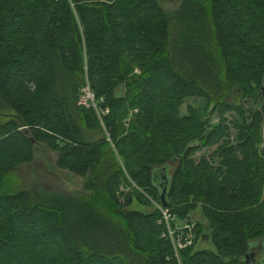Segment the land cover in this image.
Wrapping results in <instances>:
<instances>
[{"label":"trees","instance_id":"1","mask_svg":"<svg viewBox=\"0 0 264 264\" xmlns=\"http://www.w3.org/2000/svg\"><path fill=\"white\" fill-rule=\"evenodd\" d=\"M83 88L104 115L79 105ZM263 92L264 0H180L175 11L0 0V264H250L264 244V109L234 98ZM187 99L237 115L238 144L226 118L210 130L196 109L183 116ZM98 130L107 138L91 141ZM39 151L53 164L4 189ZM70 177L83 192L52 184ZM144 200L191 225L192 246L175 250L158 210H130ZM199 208L208 228L193 220ZM206 229L216 252L195 251Z\"/></svg>","mask_w":264,"mask_h":264},{"label":"rangeland","instance_id":"2","mask_svg":"<svg viewBox=\"0 0 264 264\" xmlns=\"http://www.w3.org/2000/svg\"><path fill=\"white\" fill-rule=\"evenodd\" d=\"M161 4L167 11H175L180 5V0H161ZM138 72L139 71L136 70L135 74H138ZM88 90H89L88 88H83L81 92V96L85 104L88 101V98H87V94L89 92ZM94 101L95 100L93 101L90 100L88 102V107H91ZM234 102L242 107H245L247 112H261L264 109V92H263V95L252 98V99H243L241 96H236L234 98ZM189 108H193L198 111V114L200 115L202 121L206 123L208 127H210V130H212L214 127L218 126L219 124H221V121L223 120L222 118H226L227 123H225V125L230 128V133H229L230 137L228 140L233 142L235 145L238 144L237 143L238 131L234 129V123L236 122V119L238 118L237 115L228 113L222 116V114L224 113L220 112V110L217 109L215 106L208 105V103L203 99L185 100L181 107V112L183 116L188 115ZM102 138H107L106 132H102L98 130L97 132L91 135V141L93 142L99 141ZM262 138L264 139V128L262 129ZM222 146L223 144L221 143L218 146L208 147L204 149L202 152L196 154L195 160L200 161L201 159H204V158L210 159L215 154V152ZM261 148H264V145H262ZM47 156L48 155L45 152L39 151V153L36 155V163H34V166L31 165L28 168L26 167L24 169H21L18 171V173H15L13 176L8 177L3 184L4 189L8 191L12 189H17L16 187H21V184L26 183L28 181L36 182L37 175H34V174H38L39 172L45 171L46 165L50 166L53 164L52 156L51 155H49L48 157ZM216 164L218 165L219 162H217ZM170 167L172 168V170L170 168L167 169L168 177H171L173 175L174 170H176V168L178 167V163L173 161ZM50 180L53 182V179H49L48 181L50 182ZM52 184L56 186L60 192H63V193H71V192L80 193L84 191L85 182L84 180H77L74 177H70L67 179V181L58 180V181L53 182ZM125 187L126 186H123L121 190L122 191L124 190L126 193L133 192V191H137L140 193L142 192V190L137 188L136 186H133L132 188L131 187L125 188ZM143 202L139 203L135 201L133 206L130 208V210L140 211L144 214H152L156 210L162 213L163 210H166V209H162L156 202L151 201V204L149 205L145 203L146 200H144ZM193 220L194 222H200L202 225H204L205 228H208V222L203 217L201 208H199L198 211L193 215ZM175 223H176V226H184L183 222H180L176 219H175ZM210 234H211V231L206 229L205 234H204L205 236H203V238H201V240L196 245V249H195L196 252L203 251V250L216 252L215 246L213 245V243L210 241L208 237ZM258 246H261V244H259ZM261 250L262 249L255 248L254 250L250 252V255L255 254V259H256L254 262L250 261V264H255L256 262H260L261 260H262L261 264H264V260L262 259L264 256H263V253H261Z\"/></svg>","mask_w":264,"mask_h":264},{"label":"built area","instance_id":"3","mask_svg":"<svg viewBox=\"0 0 264 264\" xmlns=\"http://www.w3.org/2000/svg\"><path fill=\"white\" fill-rule=\"evenodd\" d=\"M88 91L89 92L87 94V98H88L87 103L85 104V102H83V99H81L80 105L84 104V106H88V102L90 100L92 101L95 100V96L91 93V90L89 89ZM94 106L97 109L99 115L105 114V112L98 109L95 104ZM162 213H163V222L167 226V229L169 231V237L171 238L174 244L175 250L178 252L192 246L194 239L192 235L193 227L189 224H184V226H176L175 224V226H173V222H175V219L173 218L171 212L169 210H163ZM186 231H189V234H187V236H185Z\"/></svg>","mask_w":264,"mask_h":264},{"label":"water","instance_id":"4","mask_svg":"<svg viewBox=\"0 0 264 264\" xmlns=\"http://www.w3.org/2000/svg\"><path fill=\"white\" fill-rule=\"evenodd\" d=\"M159 188L163 190L161 200H162L163 205L166 207V205H165V194L167 193V190H168V182H165L164 186H163V184H161ZM262 253L264 256V251ZM254 256H255V254H252V257H254ZM262 259L264 260V257ZM246 261L249 262V257H246ZM261 263H262V260L260 262H257V264H261Z\"/></svg>","mask_w":264,"mask_h":264},{"label":"flooded vegetation","instance_id":"5","mask_svg":"<svg viewBox=\"0 0 264 264\" xmlns=\"http://www.w3.org/2000/svg\"><path fill=\"white\" fill-rule=\"evenodd\" d=\"M257 249H262L261 250V253H262L264 251V244H262L261 246H258ZM255 260H256L255 256L251 257V262H254ZM255 264H257V262Z\"/></svg>","mask_w":264,"mask_h":264},{"label":"bare ground","instance_id":"6","mask_svg":"<svg viewBox=\"0 0 264 264\" xmlns=\"http://www.w3.org/2000/svg\"><path fill=\"white\" fill-rule=\"evenodd\" d=\"M81 99H82V97H81ZM81 99H80L79 105H80V103H81ZM94 103H95V101H94ZM81 106H84V105H81ZM87 107H88V106H87Z\"/></svg>","mask_w":264,"mask_h":264}]
</instances>
